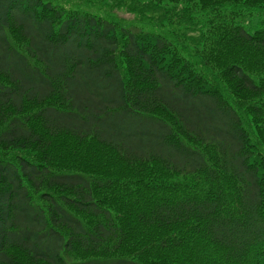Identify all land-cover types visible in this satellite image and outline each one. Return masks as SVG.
Here are the masks:
<instances>
[{"label": "trees", "instance_id": "obj_1", "mask_svg": "<svg viewBox=\"0 0 264 264\" xmlns=\"http://www.w3.org/2000/svg\"><path fill=\"white\" fill-rule=\"evenodd\" d=\"M113 1L0 0V264H264V0Z\"/></svg>", "mask_w": 264, "mask_h": 264}, {"label": "rangeland", "instance_id": "obj_2", "mask_svg": "<svg viewBox=\"0 0 264 264\" xmlns=\"http://www.w3.org/2000/svg\"><path fill=\"white\" fill-rule=\"evenodd\" d=\"M56 1V0H54ZM63 3L67 9H81L89 10L96 14H100L103 17L109 18L119 25L127 28L135 29V27L151 28L157 26L170 34L172 37L176 33L191 34V31L187 32L186 25L179 20H172L173 14L170 16L163 15L162 12L155 14V11H148L147 16L141 18L140 14L131 12L128 8L117 7L113 0H57ZM125 0H119L118 3H123ZM183 37V36H182ZM181 37V38H182ZM182 40V39H180ZM187 43V42H186Z\"/></svg>", "mask_w": 264, "mask_h": 264}]
</instances>
